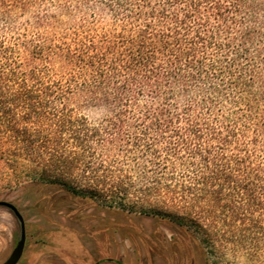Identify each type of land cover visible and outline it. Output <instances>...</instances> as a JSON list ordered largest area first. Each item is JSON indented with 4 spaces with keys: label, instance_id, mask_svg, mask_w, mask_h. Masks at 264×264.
<instances>
[{
    "label": "trees",
    "instance_id": "trees-1",
    "mask_svg": "<svg viewBox=\"0 0 264 264\" xmlns=\"http://www.w3.org/2000/svg\"><path fill=\"white\" fill-rule=\"evenodd\" d=\"M0 161L197 243L259 242L264 0H0Z\"/></svg>",
    "mask_w": 264,
    "mask_h": 264
},
{
    "label": "rangeland",
    "instance_id": "rangeland-1",
    "mask_svg": "<svg viewBox=\"0 0 264 264\" xmlns=\"http://www.w3.org/2000/svg\"><path fill=\"white\" fill-rule=\"evenodd\" d=\"M26 183L0 161V200L12 203L29 225L18 264H264V238L241 242L223 237L220 227L201 226L197 243L188 238L185 230H196L188 225L108 211ZM54 219L60 228L49 224ZM18 238L19 223L0 207V264Z\"/></svg>",
    "mask_w": 264,
    "mask_h": 264
},
{
    "label": "water",
    "instance_id": "water-1",
    "mask_svg": "<svg viewBox=\"0 0 264 264\" xmlns=\"http://www.w3.org/2000/svg\"><path fill=\"white\" fill-rule=\"evenodd\" d=\"M0 207L7 209L19 223V238L11 254L7 258V260L3 263V264H16L22 255L25 244V223L21 214L12 203L0 200Z\"/></svg>",
    "mask_w": 264,
    "mask_h": 264
},
{
    "label": "flooded vegetation",
    "instance_id": "flooded-vegetation-1",
    "mask_svg": "<svg viewBox=\"0 0 264 264\" xmlns=\"http://www.w3.org/2000/svg\"><path fill=\"white\" fill-rule=\"evenodd\" d=\"M24 247H25V244H24ZM23 251H24V248H23ZM11 252H12V251H11ZM10 254H11V253H10ZM10 254H9V255H10ZM22 256H23V252H22V255H21L20 259L22 258ZM8 257H9V256H8ZM8 257H7V258H8ZM20 259H19V261H20ZM6 260H7V259H6ZM6 260H5V261H6ZM5 261H4V262H5ZM19 261H18V262H19ZM4 262H3V263H4ZM18 262H17L16 264H18ZM3 263H1V264H3Z\"/></svg>",
    "mask_w": 264,
    "mask_h": 264
}]
</instances>
